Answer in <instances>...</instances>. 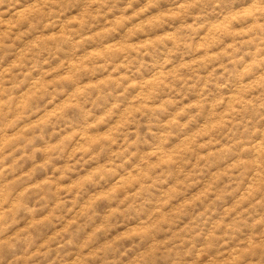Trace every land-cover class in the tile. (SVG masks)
<instances>
[{"label":"rangeland","instance_id":"rangeland-1","mask_svg":"<svg viewBox=\"0 0 264 264\" xmlns=\"http://www.w3.org/2000/svg\"><path fill=\"white\" fill-rule=\"evenodd\" d=\"M0 264H264V0H0Z\"/></svg>","mask_w":264,"mask_h":264}]
</instances>
